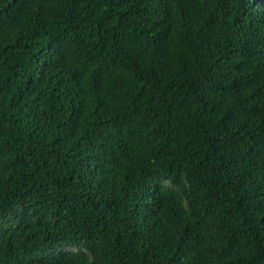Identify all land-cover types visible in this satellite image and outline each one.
Returning a JSON list of instances; mask_svg holds the SVG:
<instances>
[{"label": "trees", "instance_id": "trees-1", "mask_svg": "<svg viewBox=\"0 0 264 264\" xmlns=\"http://www.w3.org/2000/svg\"><path fill=\"white\" fill-rule=\"evenodd\" d=\"M0 264H264V0H0Z\"/></svg>", "mask_w": 264, "mask_h": 264}, {"label": "clouds", "instance_id": "clouds-1", "mask_svg": "<svg viewBox=\"0 0 264 264\" xmlns=\"http://www.w3.org/2000/svg\"><path fill=\"white\" fill-rule=\"evenodd\" d=\"M73 248H75V247L71 246V245L66 246V247H61L59 253L65 251V250H72Z\"/></svg>", "mask_w": 264, "mask_h": 264}]
</instances>
